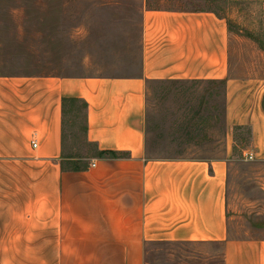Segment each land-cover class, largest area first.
Segmentation results:
<instances>
[{
    "label": "crops",
    "instance_id": "1",
    "mask_svg": "<svg viewBox=\"0 0 264 264\" xmlns=\"http://www.w3.org/2000/svg\"><path fill=\"white\" fill-rule=\"evenodd\" d=\"M140 20L137 71L121 75L54 70L47 50L40 68L26 69L14 46L26 28H10L15 66L0 69V264H145L153 242L217 244L222 264H264V238L230 233L226 158H153L145 148L147 82H222L230 132L248 126L251 154L264 157V82L231 75L229 25L214 11L143 8ZM71 33L76 44L87 35L80 24ZM64 97L87 103L84 138L96 152L128 155H66ZM69 161L87 167L64 169Z\"/></svg>",
    "mask_w": 264,
    "mask_h": 264
},
{
    "label": "rangeland",
    "instance_id": "2",
    "mask_svg": "<svg viewBox=\"0 0 264 264\" xmlns=\"http://www.w3.org/2000/svg\"><path fill=\"white\" fill-rule=\"evenodd\" d=\"M143 8L210 9L224 17L230 29L231 75L264 82V0H0V69L16 59L9 56L10 28L24 27V40L19 37L14 46L23 54L17 64L26 69L42 66L47 50L52 69L66 74L137 71L134 57ZM78 24L87 35L76 44L71 32ZM89 40L96 45L88 47ZM59 49L63 62L57 59ZM126 54L134 56L124 59ZM88 55L92 58L86 66ZM224 89V83L147 82L146 154L226 158L230 233L237 238H264V157L246 159L253 149L248 126H236L230 132ZM77 107L65 118L64 152L88 162L97 152L84 138V110ZM222 259V247L217 244L153 242L145 252V264H222Z\"/></svg>",
    "mask_w": 264,
    "mask_h": 264
},
{
    "label": "trees",
    "instance_id": "3",
    "mask_svg": "<svg viewBox=\"0 0 264 264\" xmlns=\"http://www.w3.org/2000/svg\"><path fill=\"white\" fill-rule=\"evenodd\" d=\"M219 83H222V82H219ZM77 103L80 104L79 107H77ZM76 107H77V110H79L80 108L84 110V118H86L87 103L84 100H82L80 98H73V97H64L62 99V113L64 116V127H65L66 115L68 114L69 110H73ZM82 129L84 131L86 130L85 124L82 126ZM107 154H110L113 157H121V156H127L128 155V153H119V152H115V151H97V153H96V155L99 157L105 156ZM73 157H77V156H73ZM62 167L64 169H69V170H81L83 168H86L87 164L86 163H80L77 161H69L64 165L62 164Z\"/></svg>",
    "mask_w": 264,
    "mask_h": 264
},
{
    "label": "built area",
    "instance_id": "4",
    "mask_svg": "<svg viewBox=\"0 0 264 264\" xmlns=\"http://www.w3.org/2000/svg\"><path fill=\"white\" fill-rule=\"evenodd\" d=\"M33 146L34 147L36 146L35 142H33ZM245 157H246V159H253L254 156L252 154H247ZM92 165L94 166V163Z\"/></svg>",
    "mask_w": 264,
    "mask_h": 264
}]
</instances>
